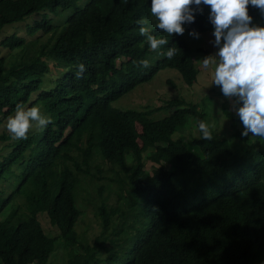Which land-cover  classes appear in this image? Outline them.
<instances>
[{
    "label": "trees",
    "instance_id": "trees-1",
    "mask_svg": "<svg viewBox=\"0 0 264 264\" xmlns=\"http://www.w3.org/2000/svg\"><path fill=\"white\" fill-rule=\"evenodd\" d=\"M207 12L169 37L173 58L144 67L156 53L138 32L137 20L152 19L147 0H0V31L31 19L0 40L9 51L0 56V264H50L56 239L40 215L65 264H264V138L213 128L211 140L192 139L197 153L173 135L189 117L208 121L199 104L113 105L161 68L194 79L184 36L212 29ZM17 104L39 106L51 123L14 139L4 124ZM86 186L100 200L91 243L76 230Z\"/></svg>",
    "mask_w": 264,
    "mask_h": 264
},
{
    "label": "clouds",
    "instance_id": "clouds-1",
    "mask_svg": "<svg viewBox=\"0 0 264 264\" xmlns=\"http://www.w3.org/2000/svg\"><path fill=\"white\" fill-rule=\"evenodd\" d=\"M147 3L152 19L137 20L138 32L152 51L168 59L179 49L174 43L168 44L169 37L173 33L183 35L184 25L193 23L203 6H207L212 26L210 43L215 52L199 59L200 66L211 73L206 86H217L221 95L231 101L242 126L241 136L264 138V25L254 23L248 13V7L252 6L264 16V0H147ZM153 28L167 38L154 35ZM188 35L199 38L195 29H189ZM139 63L148 67L150 61L142 58ZM79 70L83 71L84 65H79ZM50 123L51 118L39 106L17 104L4 128L14 139H24L33 126L42 129ZM196 128L202 139L213 138L210 122L198 119Z\"/></svg>",
    "mask_w": 264,
    "mask_h": 264
},
{
    "label": "rangeland",
    "instance_id": "rangeland-1",
    "mask_svg": "<svg viewBox=\"0 0 264 264\" xmlns=\"http://www.w3.org/2000/svg\"><path fill=\"white\" fill-rule=\"evenodd\" d=\"M86 1V0H83ZM25 23H31V19H27ZM24 22L14 25H7L0 31V40L12 32L24 33ZM257 24L264 25V16L260 18ZM211 30L199 32V38H192L185 34V42L188 54L193 58L198 73L190 82H185L178 71L170 68H161L146 83L138 85L132 91L115 101L113 105L119 109H144L159 106L163 101L173 98H182L188 103L199 104L208 114V121L213 125L214 130L219 135H232L236 130L241 131V123L235 114L231 101L224 98L220 90L215 85L206 86L211 79L210 70H204L200 66L199 59L205 55L214 54L215 48L210 43ZM8 49L0 45V56H6ZM160 55L157 53L152 55L150 62L153 63ZM53 68V65L50 66ZM57 74L55 71L53 72ZM165 112L159 113L164 115ZM3 125L0 126V131ZM140 131V125H136ZM198 135L197 128L193 118L188 119L187 127L175 132L173 138L182 142L188 149L199 153V150L192 144V139ZM153 149V148H151ZM160 152H158L159 154ZM152 166H156L152 161L145 163L146 170L150 171ZM98 192L86 186V190L79 193L78 206L82 210V215L76 224L78 234L86 238L91 243L96 235L99 234V218L95 215L96 205L99 203ZM42 228L51 237L56 239L55 250L49 258L50 264H65L66 255L58 239L56 228L49 225L44 215L39 216Z\"/></svg>",
    "mask_w": 264,
    "mask_h": 264
}]
</instances>
